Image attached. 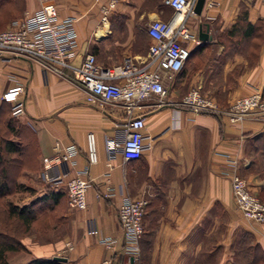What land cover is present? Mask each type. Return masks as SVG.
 Listing matches in <instances>:
<instances>
[{
	"label": "crops",
	"instance_id": "obj_1",
	"mask_svg": "<svg viewBox=\"0 0 264 264\" xmlns=\"http://www.w3.org/2000/svg\"><path fill=\"white\" fill-rule=\"evenodd\" d=\"M46 1L23 0L19 12L7 23ZM50 1L58 16L74 18L77 54L69 59L71 64L78 63L84 51L91 52L102 67L119 63L125 56L142 59L148 37L141 29L144 31L151 18L167 19L171 15L162 0H121L107 21L100 23L91 0ZM239 7L246 9L250 22L256 18L264 21V0H204L199 14L185 15L189 29L196 33L200 23L210 40L191 45L189 51L196 49L194 53L179 70L164 77L165 100H178L189 87H197L223 108L237 95L260 91L264 82V32L251 62L236 51L224 55L223 44L215 42L216 34L230 25ZM14 82L24 84V113L16 119L33 134L37 173L40 157L54 153V140L76 148L70 173L84 166L87 131L94 135L96 161L87 170L90 183L84 193L85 207L68 208L64 199L66 206L59 221L33 240L22 238L23 250L7 252L9 264L53 255L64 257L58 260L61 264H92L103 257L110 259L109 264H123L115 209L124 196L146 201L138 264H246L241 255L234 256L242 231L264 253V222L249 220L235 209L224 156L236 158V170L253 193L264 191V178L249 170L248 156L252 152L251 135L264 130V113L246 115L232 123L220 113L157 104L155 97L143 99L132 110L143 117L145 146L141 154L125 159L115 152L106 166L104 141L117 136L118 124L125 117L118 105L89 104L81 86L69 76L45 70L35 59L8 54L0 58V92ZM57 188L65 197L63 186ZM89 220L93 232L87 230ZM102 237L115 241L106 247L99 242Z\"/></svg>",
	"mask_w": 264,
	"mask_h": 264
},
{
	"label": "built area",
	"instance_id": "obj_2",
	"mask_svg": "<svg viewBox=\"0 0 264 264\" xmlns=\"http://www.w3.org/2000/svg\"><path fill=\"white\" fill-rule=\"evenodd\" d=\"M119 1L91 0L100 23L107 21ZM193 1L163 0L171 9V15L167 19L154 17L145 23L150 42L144 58L125 56L119 63L107 67L97 64L89 51L80 55L78 63L69 62L77 54L74 18L71 15L58 16L54 3L46 1L36 9L24 11L12 18L0 29V58L10 54L35 59L43 69L59 76L67 75L81 86L85 102L100 107L103 104L118 105L125 117L118 124L117 136L104 141L105 165H110L109 158L115 152L125 159L137 158L145 146L143 117L132 110L143 99L155 97L157 104L177 105L193 112L220 113L232 123L239 122L246 115L264 113V97L259 90L237 95L223 108L197 87H189L178 100L164 99V77L180 68L190 46L198 42L196 33L185 22V15L193 13ZM161 70L166 73L163 74ZM23 93L24 84L21 82H14L0 92V101L8 104L10 116L16 118L24 113ZM52 148L53 154L40 157L39 178L51 187L63 186L68 208L83 209L86 205L85 189L90 183L88 166L96 161L93 133H85L86 164L75 168L72 173L70 167L74 163L72 156L76 153L75 146L72 143L61 145L54 140ZM224 156L228 167L225 173L235 209L249 220L264 222V201L250 190L247 180L236 170V158L227 154ZM106 175L107 172L103 174L104 177ZM145 202L142 197L124 196L116 205L115 215L121 234L120 249L125 256L123 264H138V239L142 232L141 216ZM87 230L94 231L90 220ZM114 241L112 237L99 239L106 247H111ZM64 245L68 246V241ZM109 263L110 259L103 257L92 264Z\"/></svg>",
	"mask_w": 264,
	"mask_h": 264
},
{
	"label": "trees",
	"instance_id": "obj_3",
	"mask_svg": "<svg viewBox=\"0 0 264 264\" xmlns=\"http://www.w3.org/2000/svg\"><path fill=\"white\" fill-rule=\"evenodd\" d=\"M263 32V19L256 18L253 22H250L247 19L246 9L239 7L230 25L216 34L215 42H221L223 44L224 55L236 51L246 56L247 60L251 62L256 56V51L261 42ZM141 34L148 37L149 43L150 39L145 29ZM194 50L196 49L188 52L183 63L190 54L194 53ZM260 93L264 97V82L261 86ZM6 106L8 107L7 103L3 101L0 103V126H3L4 132L13 133L14 137H11V135H0V196L9 192L14 185L13 178L11 177L12 175L10 176L9 171H7L8 167H14L15 172H13V174H24L26 168L34 169L37 166L36 146L31 130L10 115H6L5 118H3V108L5 110ZM250 140L252 152L248 154L250 158L249 170L264 178V130L253 133ZM16 183L18 184V182ZM61 194L60 191L50 190L39 200L27 205H16L8 200L6 201V209L4 211L5 217L7 219L14 217L18 223L22 224L23 228H25L32 219V205L41 201H49L51 206L52 204L54 206V203H60L61 205ZM254 194L261 201H264V191H262V189H259L258 193L255 192ZM55 207L56 206H54V208ZM59 214H56V221H59ZM27 233L28 232L15 234L11 231L10 225H8V228L4 227L0 230V264H9L8 260L5 258L6 252L23 248L20 237ZM241 233L243 236L239 235L238 237L239 242L236 244L234 256L241 255L245 259L246 264H264V253L261 248L256 243L249 240L250 237L245 231ZM146 243H148V241H146ZM22 264L61 263L49 257H32Z\"/></svg>",
	"mask_w": 264,
	"mask_h": 264
},
{
	"label": "rangeland",
	"instance_id": "obj_4",
	"mask_svg": "<svg viewBox=\"0 0 264 264\" xmlns=\"http://www.w3.org/2000/svg\"><path fill=\"white\" fill-rule=\"evenodd\" d=\"M161 2L162 6L166 8L167 6L163 3V0ZM22 3L23 0H0V29L4 28L7 25V21L19 12L22 7ZM140 32L142 33L143 29H141ZM3 111V118H5L6 115H9L8 107L6 106L5 110L3 108ZM12 118L16 119L15 117ZM0 135H11V137H14L13 133L10 134L8 132H4L3 126H0ZM7 169V171H9V175H12L11 177L13 178L14 185L9 192L0 196V230L4 227L8 228V225H10L11 231H13L15 234H23L24 232H28L27 234H24L20 237V241L24 237H29L31 240H33L40 234L46 233L51 228V225L56 221V214L61 213L63 207H65L66 205H64L63 203L61 205L60 203H54V206H56L54 208L53 204L51 206L49 201H41L35 203V205H32L31 207L32 219L30 220L28 226H26L25 228H23L22 224L18 223V221L14 217L7 219L4 213L6 209V201L9 200L11 203L13 202L16 205H27L39 200L46 192H49L50 190L60 191L59 188L51 187L39 178L37 173L38 165L34 169L26 168L24 174H13L15 170L12 166L8 167ZM16 182H18L19 185ZM60 192L62 193L60 199L61 201H63L65 197L63 195V192ZM23 249L24 247L22 249L12 250L8 252L17 253L20 252L19 250ZM7 256L10 255H8L6 252V259Z\"/></svg>",
	"mask_w": 264,
	"mask_h": 264
},
{
	"label": "water",
	"instance_id": "obj_5",
	"mask_svg": "<svg viewBox=\"0 0 264 264\" xmlns=\"http://www.w3.org/2000/svg\"><path fill=\"white\" fill-rule=\"evenodd\" d=\"M204 0H194L193 4L191 6V10L194 14H199L201 7L203 5ZM196 37L198 39V43L210 40V35L207 33L205 28H202V25L200 23L196 26ZM52 259L55 260H63L64 257L60 255H53L51 256Z\"/></svg>",
	"mask_w": 264,
	"mask_h": 264
}]
</instances>
